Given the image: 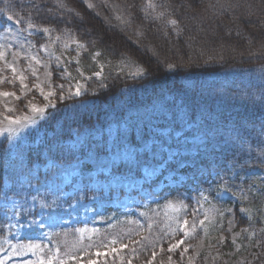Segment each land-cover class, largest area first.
<instances>
[{
    "label": "trees",
    "instance_id": "trees-1",
    "mask_svg": "<svg viewBox=\"0 0 264 264\" xmlns=\"http://www.w3.org/2000/svg\"><path fill=\"white\" fill-rule=\"evenodd\" d=\"M91 2L96 5L94 9L88 8L85 0H0V10L15 21L20 19L23 31L32 23L49 27L60 42L76 40L85 45L81 47L78 64L69 63V69L79 76V67L89 76L84 95L70 99L53 97L56 107L41 122L40 136L33 133L27 143L15 149L7 140L0 142V236L10 232L1 200L23 194L19 182L29 169L48 160L64 165L89 153L107 154L118 140L140 147L148 137H161L152 131L160 119L162 125L175 124L182 129V135L173 137L171 142L161 137L162 143L177 148L178 154L168 160L161 144L155 143L150 151L137 150L135 160L113 166L111 173L141 177L144 165L164 163L162 174L145 183L146 186L157 185L170 169L186 180L181 185L163 187L158 193L159 199L140 217L129 215L103 225L90 238H82L75 227L60 229L53 233L52 241L59 256L68 263L77 261L71 257L84 260L96 257L95 253L106 250L112 240L117 241L118 253L108 251L107 256H100L98 264H128V261L143 264L153 257V252L158 258L182 259L180 249L171 252L169 248L183 233L167 225L163 207L168 203L180 206L189 226L193 223L197 226L203 217L196 199H200L197 188L210 191L214 199V184L210 181L213 171L228 177L235 169L264 170V116L261 118L264 114V0H153L157 5L154 10L147 9V0ZM60 3L65 7H60ZM160 12L164 16L156 19ZM117 15L128 23L117 20ZM169 19L177 20L178 27L168 24ZM31 36L38 46L44 44L41 34ZM137 67L147 69V74L130 75ZM99 71L100 76L94 75ZM61 72L56 65L52 66V81L59 96H63L59 85L67 81ZM231 72H240L244 77L226 87L222 83V88L219 80L208 78L211 75L221 78ZM128 99L130 105L136 106L129 118L125 114L126 106L121 110L117 107L121 100ZM86 100L92 103L82 106ZM158 101L167 105L171 116L159 108L158 115L143 123L136 120L135 111L153 107ZM25 103L22 99L18 107ZM182 106L186 111L179 118L178 109ZM230 109L232 112L227 113ZM116 113L127 122L118 128L114 140L103 135L99 142L79 147L71 144L75 131L105 126ZM2 114L0 108V117ZM185 119L192 124L190 128L186 127ZM198 134L199 139L192 140ZM119 192L125 195L137 190ZM95 193L103 195V191H84L86 196ZM251 196L258 206L248 216L237 213L238 226L244 233L258 232L260 252L252 264H264L263 197L257 193ZM108 211L114 213L118 209L108 208ZM121 244L128 247L122 249ZM231 248L232 242L227 240L220 251ZM208 262L209 259L200 261L201 264Z\"/></svg>",
    "mask_w": 264,
    "mask_h": 264
},
{
    "label": "rangeland",
    "instance_id": "rangeland-1",
    "mask_svg": "<svg viewBox=\"0 0 264 264\" xmlns=\"http://www.w3.org/2000/svg\"><path fill=\"white\" fill-rule=\"evenodd\" d=\"M8 17L7 13L0 10V52L5 54L3 58H0V93H15V96L0 94V108L3 110L0 117V130L12 128L15 131H5L3 135H0V142L7 140L9 146L15 149L17 145L28 142L33 133L38 136L42 133L39 126L53 107L48 106V101L41 96L40 89L36 85H40L45 93L56 92L52 81L53 65L60 68L61 74L67 79L64 83L63 96H66L69 88L74 92L77 84L82 85L85 89L82 94L84 95L87 88L86 80L89 79V76L79 67H77L79 76L73 74L69 69V63L78 64L79 62L81 47L77 46L76 40L60 42L58 36L52 31L43 33L37 31L36 28L23 31L14 19L9 20ZM33 33L41 34L44 37L45 41L42 46H38L36 40L31 36ZM65 44L68 47H65ZM32 56H37L40 63L37 64L35 60L28 59ZM10 65L16 68V73L12 72ZM29 65L36 69L35 75L32 74ZM135 70L133 68L131 72ZM20 74L25 77L23 83L18 78ZM14 77L16 78L13 79ZM239 77L244 76L240 72H231L222 75L221 78L217 75L208 76L209 80H219L220 86L223 83L225 87L235 80L237 83L241 79ZM7 85L17 86V88H5L4 86ZM33 92L36 95H33ZM22 99H25L26 103L23 107H18L19 101ZM51 99L55 104L53 97ZM129 101V99L121 100L117 105L119 110L126 106L127 118L136 107L130 105ZM91 103L92 100H86L81 105L87 106ZM30 104L45 107L47 111L41 117L31 111ZM159 108L165 115L171 116L167 105L158 101L153 107L142 108L139 112L135 111V118L143 123L151 116L158 115ZM185 111L184 106L178 109V117H183ZM231 112L230 109L227 113ZM23 116L33 117L35 123L10 124V120H16ZM263 116L264 114L261 115V118ZM184 121L186 123L188 120ZM126 122L125 118L116 113L113 120L105 126L97 125L74 132V137L70 142L73 146L78 147L88 142H99L103 135L113 140L117 135L118 128L124 127ZM162 123V120H157L152 126V131L160 134L161 137H167L169 142L173 137H178L183 133L182 129L175 124L167 126ZM249 124L247 125L249 126ZM191 126L192 124L187 122L186 127L190 128ZM161 137L155 139L148 137L144 139L140 147H136L131 142L123 143L122 140H118L114 149L107 154L89 153L80 160L64 165L49 160L42 166L36 165L41 168L40 170L29 169L21 176L19 182V187L23 188V194L4 198L1 201L3 213L8 219L10 233L0 236V262L2 264H38L42 258L45 261L52 259L53 264H60V262L77 264V261L68 263L59 256L51 239L54 231L76 227L82 238H90L103 225L111 224L129 215L140 217L152 202L159 199L158 193L163 187L181 185L186 177L179 175L176 170L170 169L157 185L150 188L145 183H150L162 173L165 168L164 163L157 166H143L141 177L132 174L110 175V173L114 165L134 160L137 150L150 151L155 143L161 144V149L166 151L168 160H172L178 150L163 144ZM199 137L200 134L193 140H198ZM183 165L184 163L181 164V166ZM217 173L219 172L213 171L210 176V181H213L214 184V199L211 197L210 191L206 192L203 188H197L200 199H196L199 209L203 213L201 220H204V224L198 223L192 235L185 236L184 234L182 223L186 218L182 217L180 206L168 203L163 207L167 225L172 230H180L183 233L178 241L183 240L184 243L172 250L180 249L182 259L181 257L177 260L171 257L158 258L156 254L155 259L152 257L143 264H201L200 261L206 259H209L208 264H252L257 259L260 252L258 232L250 234L246 231L244 233L243 228L238 226L237 213L248 216L254 206H258V202L253 200L251 193H257L263 197L261 203L264 211V170L259 168L235 169L228 177L223 174L218 176ZM101 174L110 175V177L101 178ZM86 187L102 190L104 195H109L112 191L114 194L112 197H104L99 194L86 197L82 192ZM119 190L127 192L137 190V192L122 195ZM170 205H175V208ZM110 207L118 209V211L110 213L108 211ZM206 215L207 219H205ZM189 228L191 229V226ZM227 240L232 242V248L224 249L221 252L220 250ZM36 244L40 245L39 249L28 248V245ZM108 246L115 249L119 247L117 243L115 245L110 243ZM185 248L187 251H184ZM108 251H110L109 247L103 252ZM89 260L79 259V264H88ZM92 260L99 262L100 257H94Z\"/></svg>",
    "mask_w": 264,
    "mask_h": 264
},
{
    "label": "snow or ice",
    "instance_id": "snow-or-ice-1",
    "mask_svg": "<svg viewBox=\"0 0 264 264\" xmlns=\"http://www.w3.org/2000/svg\"><path fill=\"white\" fill-rule=\"evenodd\" d=\"M85 2L87 4L88 8L94 9L96 7V5L91 2V0H85ZM59 6L62 7V8L65 7V5L63 3H60ZM146 7H147V9L154 10L157 7V5L153 2V0H147ZM163 16H164V13L160 12V13L157 14L156 19H160ZM115 18L117 20H120V21L124 22V23H128V21L124 20V18L122 16L117 15ZM8 19L11 20V19H13V17L9 16ZM20 22H21L20 19L16 20L17 24H19ZM167 23L172 25L173 27H178V21L175 20V19H169L167 21ZM28 27H29V29L36 28L37 31H40V32H43V33H50L51 32V29L49 27L38 28L35 24H32V23H29ZM58 39H59V37H58ZM75 43L77 44L78 47H84L85 46V45L80 44L79 41H76ZM65 47H68V45L65 44ZM45 50H46V48H45ZM4 55H5L4 53L0 52V58H3ZM17 55H19V53H17ZM97 55H99V53H97ZM28 59L35 60V62L37 64L40 63V60H39V58L37 56L28 57ZM57 59H59V58H57ZM10 67H11L12 72L16 73V71H17L16 68L12 67L11 65H10ZM29 67L31 68V65H29ZM168 67L169 68H173L174 65H169ZM31 71H32L33 75L36 74V69L35 68H31ZM145 74H147V69H145L143 67H137L135 71L130 73V75H133V76H141V75H145ZM49 75H50V73H49ZM94 75L100 76L101 73L100 72H96V73H94ZM15 78L16 77H14L13 79H15ZM18 78L20 79L21 83H23L25 77L22 74H20ZM24 87L26 88L27 85L25 84ZM36 87L40 89L41 96L46 101H48V106L49 107H53V108L56 107V105L54 103H52V99H51L52 97H56L57 99H65V98L70 99L73 96H77V97L81 96L84 93V91H85V89L83 88L82 85L77 84L75 86V91L74 92L72 91L71 88H69L67 90L66 96H59L57 94V92H55V91H48L47 93H45L44 89L42 87H40V85H36ZM59 88H60V90L62 92L64 91V85L63 84L59 85ZM0 94H2L4 96H10V95L11 96H15V93H9V92H4V93H0ZM29 106H30L32 112L37 113L41 117H43V114L47 111V108L37 106L36 104H30ZM22 122L33 124V123H35V119L33 117H31V116H23V117H20L19 119H16V120H10V124L20 125V124H22ZM5 131L13 132L15 130L12 129V128H8V129H5V130H0V135H3ZM170 207L175 208V205H170ZM205 219H207V215L205 216ZM177 223L179 224V221H177ZM199 223L201 225H203L204 224V220H201ZM182 227L184 229L185 236H190V235L193 234L196 225L193 223L191 225V229H190L189 228V221L187 219H184L183 223H182ZM205 232H206V230H205ZM116 243H117L116 240L111 241V245H115ZM183 243H184L183 240L178 241L176 244L171 245V247L169 248V251H172L173 249L180 247V245H182ZM106 247H109L110 251L112 253H114V254L118 253V251H119V250H117L115 248H112L110 246H106ZM127 247H128V244H121V248L122 249L127 248ZM28 248L29 249H39L40 245H38V244H36V245H28ZM58 251L59 250L57 249V253H58ZM133 251H135V249H133ZM184 251H187V249L185 248ZM95 255H96V257H100L102 255L103 256H107L108 252H103L102 253V252L98 251V252L95 253ZM152 255H153V259H155V255H156L155 252H153ZM71 259L77 260V264H79V258L78 257H71ZM169 259H171V258H169ZM0 264H2V262H0ZM38 264H53V260L52 259H48L47 261H45L44 259L41 258L38 261ZM60 264H63V262H60ZM88 264H98V262L96 260L90 259L88 261ZM128 264H131V261H128Z\"/></svg>",
    "mask_w": 264,
    "mask_h": 264
}]
</instances>
